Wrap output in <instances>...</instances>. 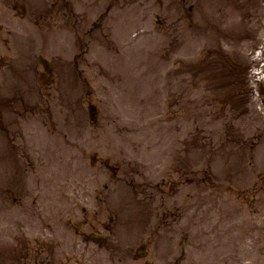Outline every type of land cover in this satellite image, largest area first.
<instances>
[{"label":"rangeland","instance_id":"1","mask_svg":"<svg viewBox=\"0 0 264 264\" xmlns=\"http://www.w3.org/2000/svg\"><path fill=\"white\" fill-rule=\"evenodd\" d=\"M27 1L28 10H40L36 0ZM203 2L42 0L45 17L64 8L67 30L59 27L51 47L63 41L55 45L65 54L60 57L84 68L80 91L97 101V111L90 119L82 98L81 104L62 101L51 118L41 117L46 128L31 125L33 138L21 151L32 157L20 161L18 220L24 224L16 239L0 231V264H51L63 256L73 264H264V92H257L255 62L244 57L264 38V0H215L206 12ZM227 8L233 14L223 16ZM30 24L28 18L14 25ZM115 57L127 70L97 72V63L110 66ZM261 77L264 86V72ZM61 108L74 110L65 130L53 126ZM2 154L0 192L12 194L20 175ZM57 185L69 195L63 219L54 209L53 219L47 214V207L62 204ZM47 187L54 197L47 198ZM126 194L137 208L128 205L118 214L134 216L109 222L103 204L110 198L124 204ZM148 196L156 205L146 202ZM32 203L36 213L25 214L22 208ZM82 207L83 227L77 223ZM94 209L99 231L106 226L113 237L108 248L80 240ZM0 210V225L14 220L11 209ZM30 237L47 238L31 244ZM143 243L145 258L129 260Z\"/></svg>","mask_w":264,"mask_h":264},{"label":"bare ground","instance_id":"2","mask_svg":"<svg viewBox=\"0 0 264 264\" xmlns=\"http://www.w3.org/2000/svg\"><path fill=\"white\" fill-rule=\"evenodd\" d=\"M214 1H215V0H213V1H212V0H205V2L202 3V8H203L204 12H206V11H207V8H209V7H210L211 10H213V7H214ZM227 14H228V15H232V14H233L232 9L227 8V9H225L224 12L222 13L223 16H226ZM262 44L264 45V40L262 41ZM263 47H264V46H263ZM244 57H245V59L248 60L249 62H250V60H252V61H256V60H254V58H252L251 56H249V54H244ZM249 62H248V63H249Z\"/></svg>","mask_w":264,"mask_h":264}]
</instances>
